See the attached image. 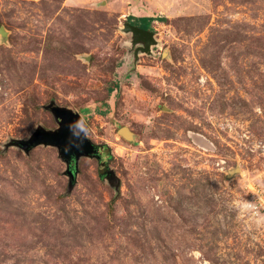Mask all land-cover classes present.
Returning <instances> with one entry per match:
<instances>
[{"label":"rangeland","instance_id":"374dc122","mask_svg":"<svg viewBox=\"0 0 264 264\" xmlns=\"http://www.w3.org/2000/svg\"><path fill=\"white\" fill-rule=\"evenodd\" d=\"M129 15L164 17L148 50ZM52 101L105 166L71 180L57 147L11 144L57 127ZM252 184L264 0H0V264H264Z\"/></svg>","mask_w":264,"mask_h":264},{"label":"water","instance_id":"95a60500","mask_svg":"<svg viewBox=\"0 0 264 264\" xmlns=\"http://www.w3.org/2000/svg\"><path fill=\"white\" fill-rule=\"evenodd\" d=\"M123 28L126 32H131L138 41H141L145 50H148L149 45L154 42V33L150 29L127 21L123 23ZM46 108L54 116L57 127L45 129L38 126L27 139H13L11 144L23 148L26 152L39 144L57 147L60 157L66 162L67 173L73 180L77 159L80 156L99 158L95 153L97 145L87 137L86 122L77 111L55 104L53 101ZM120 133L125 137H131V132L126 126L120 128ZM107 175L110 180L114 179L111 171Z\"/></svg>","mask_w":264,"mask_h":264},{"label":"trees","instance_id":"16d2710c","mask_svg":"<svg viewBox=\"0 0 264 264\" xmlns=\"http://www.w3.org/2000/svg\"><path fill=\"white\" fill-rule=\"evenodd\" d=\"M127 20L135 25H138L142 28L145 29H152L151 23L154 20H159L162 21L164 20V17L160 16H134V15H129Z\"/></svg>","mask_w":264,"mask_h":264},{"label":"built area","instance_id":"2783aa9c","mask_svg":"<svg viewBox=\"0 0 264 264\" xmlns=\"http://www.w3.org/2000/svg\"><path fill=\"white\" fill-rule=\"evenodd\" d=\"M250 190L256 199V205L264 209V186H256V184H252Z\"/></svg>","mask_w":264,"mask_h":264},{"label":"flooded vegetation","instance_id":"af4514ba","mask_svg":"<svg viewBox=\"0 0 264 264\" xmlns=\"http://www.w3.org/2000/svg\"><path fill=\"white\" fill-rule=\"evenodd\" d=\"M103 145H97L96 146V149H95V153L99 156V162L102 164V165H106V163H104V160H103V157H102V149H103Z\"/></svg>","mask_w":264,"mask_h":264}]
</instances>
